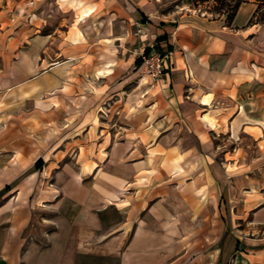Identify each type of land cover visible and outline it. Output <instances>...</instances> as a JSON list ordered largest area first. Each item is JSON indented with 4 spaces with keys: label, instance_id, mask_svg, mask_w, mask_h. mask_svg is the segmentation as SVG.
<instances>
[{
    "label": "crops",
    "instance_id": "1",
    "mask_svg": "<svg viewBox=\"0 0 264 264\" xmlns=\"http://www.w3.org/2000/svg\"><path fill=\"white\" fill-rule=\"evenodd\" d=\"M55 1L0 0V264H264L255 4Z\"/></svg>",
    "mask_w": 264,
    "mask_h": 264
},
{
    "label": "rangeland",
    "instance_id": "2",
    "mask_svg": "<svg viewBox=\"0 0 264 264\" xmlns=\"http://www.w3.org/2000/svg\"><path fill=\"white\" fill-rule=\"evenodd\" d=\"M156 3V5L159 8L160 13L165 14L163 17L167 18H174L175 16H180L181 14H185L186 12L192 13V14H198L200 16H205L209 19H218L220 20L224 26L232 27L233 21L229 20L227 17V14H219L214 12V0H209L207 2L199 3V5L195 6L191 3H189V0H151ZM196 1V0H191ZM255 0H251L250 2H253ZM56 7L62 8V14H66L67 10L70 8H75L78 6V2L74 0H56ZM254 3V2H253ZM257 9V4L254 3ZM46 7V5L44 6ZM255 9V11H256ZM82 14V12H79V16ZM69 15V14H68ZM264 17V9L261 10V12L258 14L257 18H255L253 21L262 23ZM77 20L79 19L76 18Z\"/></svg>",
    "mask_w": 264,
    "mask_h": 264
},
{
    "label": "built area",
    "instance_id": "3",
    "mask_svg": "<svg viewBox=\"0 0 264 264\" xmlns=\"http://www.w3.org/2000/svg\"><path fill=\"white\" fill-rule=\"evenodd\" d=\"M140 57L145 66L146 76L153 83H156L162 78L166 70L170 68L174 58V50H156L152 48L148 53L143 51Z\"/></svg>",
    "mask_w": 264,
    "mask_h": 264
},
{
    "label": "trees",
    "instance_id": "4",
    "mask_svg": "<svg viewBox=\"0 0 264 264\" xmlns=\"http://www.w3.org/2000/svg\"><path fill=\"white\" fill-rule=\"evenodd\" d=\"M207 1L209 0H196L194 2L189 0L188 2L197 6L199 5V3L207 2ZM214 1H215L214 12L219 13V14L225 13L227 14V17L229 18V20L233 21L235 19V16L240 6L243 3L250 2L251 0H214ZM253 2L257 4V9L254 12L253 17L251 18V22H253V20L257 18L261 10L264 9V0H255ZM256 23H259V22H256ZM262 23H264V17H263ZM149 51L150 49L146 48L145 52L148 53ZM138 61L140 63L142 62L141 57Z\"/></svg>",
    "mask_w": 264,
    "mask_h": 264
}]
</instances>
